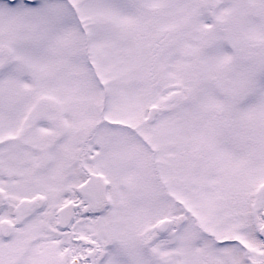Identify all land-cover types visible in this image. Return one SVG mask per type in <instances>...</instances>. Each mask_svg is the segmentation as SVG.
<instances>
[{"label":"snow or ice","instance_id":"obj_1","mask_svg":"<svg viewBox=\"0 0 264 264\" xmlns=\"http://www.w3.org/2000/svg\"><path fill=\"white\" fill-rule=\"evenodd\" d=\"M0 264H264V0H0Z\"/></svg>","mask_w":264,"mask_h":264}]
</instances>
